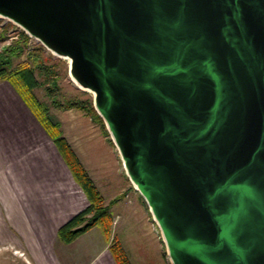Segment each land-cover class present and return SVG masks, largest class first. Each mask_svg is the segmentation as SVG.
<instances>
[{
  "label": "water",
  "instance_id": "obj_1",
  "mask_svg": "<svg viewBox=\"0 0 264 264\" xmlns=\"http://www.w3.org/2000/svg\"><path fill=\"white\" fill-rule=\"evenodd\" d=\"M92 93L170 264H264V0H0Z\"/></svg>",
  "mask_w": 264,
  "mask_h": 264
},
{
  "label": "rangeland",
  "instance_id": "obj_2",
  "mask_svg": "<svg viewBox=\"0 0 264 264\" xmlns=\"http://www.w3.org/2000/svg\"><path fill=\"white\" fill-rule=\"evenodd\" d=\"M20 31L10 21L0 18V52L3 47L19 39ZM20 62L35 68V75L43 85L34 89V94L48 106V113L60 122L61 134L104 197L103 203L107 204L122 195L111 207L113 219L109 245L113 237L118 239L130 264H170L158 227L144 199L126 177L104 123L102 125L93 112L65 108L68 101L92 103V93L78 88L70 79L68 60L54 56L29 37L23 51L15 56L12 63L14 66ZM37 66L45 67L44 72L38 71ZM49 138L46 139L48 146H51ZM47 185L55 187L46 192L45 199L52 195L61 197L73 202L75 208L87 203L85 194L70 174L68 179L62 180L56 173V177L47 181ZM75 197L77 200H74ZM79 199L83 203H78ZM13 213H17L18 219L25 224L30 219L23 215L22 210L0 209V264H33L21 237L5 225L6 217Z\"/></svg>",
  "mask_w": 264,
  "mask_h": 264
},
{
  "label": "crops",
  "instance_id": "obj_3",
  "mask_svg": "<svg viewBox=\"0 0 264 264\" xmlns=\"http://www.w3.org/2000/svg\"><path fill=\"white\" fill-rule=\"evenodd\" d=\"M46 136L49 138L11 84L1 80L0 209L22 210L30 217L25 224L13 213L6 217L5 225L21 237L33 264H116L109 250L110 237L97 226L68 243L57 237L58 227L88 201L85 197V204L79 199L83 205L75 208L61 197L45 199L46 192L55 187L47 181L56 173L62 180L72 175L51 138L48 146Z\"/></svg>",
  "mask_w": 264,
  "mask_h": 264
},
{
  "label": "trees",
  "instance_id": "obj_4",
  "mask_svg": "<svg viewBox=\"0 0 264 264\" xmlns=\"http://www.w3.org/2000/svg\"><path fill=\"white\" fill-rule=\"evenodd\" d=\"M19 36L18 40L6 45L0 52V81L6 80L11 84L31 113L44 128L45 132L50 136L69 168L73 179L79 185L88 201L86 207L71 216L58 227L57 237L61 241L68 243L88 229L97 226L102 230L105 236L109 238L113 219L111 207L122 195L110 200L107 204L103 203L104 197L87 173L83 164L79 161L66 138L61 134L60 122L55 116L48 113V106L38 100L34 94V89L43 85V82L35 75V68L21 62L13 66V59L15 56L21 54L29 38L23 31H20ZM36 68H38L40 72H44L43 69H45V67L41 66H37ZM64 106L65 108L81 109L87 113H89V111L93 112L94 117L103 125V121L95 112L92 103H86L85 101H68ZM109 250L116 264H130L118 239L113 237L112 241H110Z\"/></svg>",
  "mask_w": 264,
  "mask_h": 264
}]
</instances>
